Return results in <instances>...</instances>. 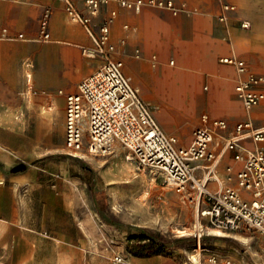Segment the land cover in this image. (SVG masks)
<instances>
[{
    "label": "rangeland",
    "instance_id": "374dc122",
    "mask_svg": "<svg viewBox=\"0 0 264 264\" xmlns=\"http://www.w3.org/2000/svg\"><path fill=\"white\" fill-rule=\"evenodd\" d=\"M185 1L188 8L197 11L173 15L167 9L146 6L157 14V21L148 26L151 30L148 42L141 43L139 30L115 56L124 61L125 73L139 87L141 97L152 107L161 128L179 135L181 143L189 144L192 130L204 125L203 114L227 118L232 129L244 117L246 110L235 92V67L219 59L234 53L244 57L253 71L264 73V0H225L234 3L238 13L230 17L228 24L217 18L218 0ZM46 3L62 5L58 0L31 1L29 16L23 20L19 15L12 19V24H7V12L0 15L1 27L25 33L24 37L16 35L12 39L0 36V171L6 174L0 184V222L3 223L0 264H106L116 253L123 256L122 264H135L138 258L177 255L173 251L200 252L193 236L195 206L167 187L159 174L136 169L126 161L124 147L106 156L81 159L91 170L83 168L76 160L80 158L64 150L65 101L59 90L75 91L78 82L100 67L102 61L83 54L78 43L88 45L89 39L80 25L68 23L62 7L58 18L62 30L57 31L54 19L51 27L52 36L62 41L40 38L41 15ZM241 20L249 21V26L242 27ZM222 30L231 31V39L229 32L225 34ZM123 31H114L118 44ZM136 46H141L143 57L133 56ZM153 53L159 57L156 67L149 62ZM161 66L199 76V88L194 95L186 97L188 105L179 103L178 99L165 104V94L184 89L165 86L157 91L155 77ZM25 71L31 74L30 83ZM190 75L189 85L195 79ZM69 76L74 80L67 85ZM45 114L50 115L52 122L48 128L43 124ZM229 154L227 151L218 162L221 171L231 162ZM19 163L26 164L28 169L23 173L10 171ZM20 174L24 175L22 181L17 180ZM38 185L49 186L60 195L62 188L72 191L73 199L77 192L80 216L77 241L61 243L36 225L30 215V198L32 187ZM16 214L28 220L21 221L17 233L9 225ZM30 237L36 239L38 249ZM203 237L207 248L239 264H264V235L259 231ZM31 245L34 256H28ZM62 245L69 250L65 260L60 257ZM192 255L195 260V254Z\"/></svg>",
    "mask_w": 264,
    "mask_h": 264
},
{
    "label": "built area",
    "instance_id": "2783aa9c",
    "mask_svg": "<svg viewBox=\"0 0 264 264\" xmlns=\"http://www.w3.org/2000/svg\"><path fill=\"white\" fill-rule=\"evenodd\" d=\"M64 5L69 19L80 24L91 39L83 45V54L101 59V66L77 84V90L65 94L64 143L66 153L87 159L106 156L120 145L126 149L125 159L136 169L159 174L171 190L182 195L195 206L194 237L199 242L203 236L215 235L212 230L241 232L256 230L264 235V122L256 126L251 119L239 121L233 130L224 118L202 115L203 126L192 132L188 145L179 144L174 135L167 134L159 125L152 107L141 97L139 87L124 72V62L115 58L117 46L112 42V23L117 16L115 9L99 21L101 9L110 3L140 12L146 6L169 10L173 15L191 14L186 1L176 0H58ZM218 20L228 24L237 13V6L218 0ZM51 8L41 15L40 38L51 39L49 30ZM244 28L249 21L241 20ZM128 27V25H126ZM1 36L13 38L7 28ZM24 37L23 33L18 34ZM125 40H121L124 44ZM140 58L141 51L136 49ZM156 65L157 57H152ZM221 62L236 67L240 79L235 92L247 111L264 101V73L250 69L244 58L225 56ZM173 63V61H171ZM28 65V63H24ZM28 83L31 74L26 72ZM64 93L63 90H59ZM217 139L224 141V148L233 151L235 164L226 167L225 184L213 190L209 182L219 181L214 170L219 156ZM248 142L259 146L252 148ZM202 170V175L199 171ZM234 183V184H233ZM204 249V248H203ZM206 261L210 264H239L236 260L217 251L205 248ZM116 253L106 264H122ZM193 263H198L192 259Z\"/></svg>",
    "mask_w": 264,
    "mask_h": 264
},
{
    "label": "crops",
    "instance_id": "0c3cea01",
    "mask_svg": "<svg viewBox=\"0 0 264 264\" xmlns=\"http://www.w3.org/2000/svg\"><path fill=\"white\" fill-rule=\"evenodd\" d=\"M31 1H34V0H0V15L2 12L8 13L7 18L9 20H7V24H10V23L12 24L13 23L12 19L16 18L19 15L23 17V20H25L27 18V16H29V14H30V3H31ZM37 1H39V0H37ZM176 1L182 2L185 0H176ZM210 1L215 2V0H210ZM61 4L62 5L59 6V5H52L50 3H46V4H44L43 10H42V13H43V11L46 7H50L51 11H52L51 17H50V25H49L51 39L49 41H51V40H56L57 42L62 41L61 38H54L52 36L53 33H52V28H51L52 27V20L54 19L57 23V31L62 30V25H61V22L58 20V18H59V14H61V10H60L61 7H62V10L64 12H65V9H64L63 3H61ZM112 9H115L117 11V16L114 19V21L112 23V28H111V30H112V32H111L112 42L115 43L116 46H118L116 52L120 51V48L126 46L132 38H135L136 35L138 34L139 30H140L141 35H142L141 43L144 44V43L148 42V37H150V34H151V30H148L149 29L148 26L152 25L154 22L157 21V19H156L157 14H156L155 10H153L150 7H144L140 12L136 13V12L128 10L126 8L120 7L116 3H110L109 5L102 7L100 16L96 18V21H99L102 17L107 16L109 14L110 10H112ZM65 14H66V12H65ZM66 16H67L69 24H71V23L78 24V23L71 21L67 14H66ZM78 25H80V24H78ZM121 25H122L123 29H121ZM126 25H128V27H126ZM80 27H81V30L85 33V35L89 39L88 45H90L91 44L90 37L88 36V34L86 33V31L84 30V28L81 25H80ZM1 28H7L9 33L13 36V38L16 35H18L19 33L25 34L24 32L15 33L9 27H6V26H3V27L0 26V29ZM115 29H117L118 31L124 30L123 31L124 35L120 38V40H122V39L125 40L124 44H118L116 39L114 38ZM222 32L226 34L227 31L225 32V30L224 31L222 30ZM228 32L227 33L229 34V37H230L229 39H231V31L228 30ZM0 36H1V30H0ZM120 43H121V41H120ZM78 45L83 46V45H87V44L86 43L81 44V42H80V43H78ZM136 49H140L141 54H142L141 56L143 57V52H142L141 46L140 47L136 46L134 48L133 56H135ZM116 52H115L114 56L117 55ZM154 55L157 57L156 65L153 64L154 62L152 60V57ZM225 56H235V57L244 58V57L238 56L234 53H231L228 55L227 54L222 55L219 59L220 62H221V58L225 57ZM115 58H116V56H115ZM149 62L152 64L153 67H156L159 64L158 55L156 53L151 54V56L149 58ZM173 62H174V60H173ZM225 64H228V63H225ZM230 65H232V64H230ZM162 67H165V66H161V68ZM235 70H236V67H235ZM23 71H24V69H23ZM124 72H125V70H124ZM255 72H257V71H255ZM236 73H237V82H236V84H237L239 79H240V75L238 74L237 70H236ZM258 73H262V72H258ZM88 75H86V76H88ZM73 80H74V77L69 76L67 78L66 84L67 85L71 84L73 82ZM236 84H235V86H236ZM60 90H63V92H64V89H60ZM71 92H74V91H71ZM66 93H69V92H66ZM66 93H60L59 92V94L64 96V101H65V94ZM263 103H264V101L259 106L251 109L250 111H247L245 109L246 113L244 114V117L241 118L239 121L251 119L256 126L261 125L264 122V104ZM210 117H212V116H210ZM64 118H65V115H64ZM212 118L227 119L225 117H212ZM44 119L45 120H44L43 124H44L45 128H48L49 127L48 125L52 124V122L50 120V115L45 114ZM64 121H65V119H64ZM38 128H40V127H38ZM229 129L233 130L230 127V122H229ZM193 130H192V132H193ZM192 132H191V135H192ZM167 134H169V133H167ZM169 135L176 136L179 140V144L188 145L185 143H181V137L179 135H175V134H169ZM216 143L218 146V152L220 154L217 158V167L214 170V172H216V177L219 179V181L209 182V187L213 190H216L225 184L226 167L228 165L235 164L236 166H238V163H236L233 159V153L231 154V150H226L224 148V141L222 139H220V140L217 139ZM221 144H223L222 147L219 146ZM248 145L252 148H255V147L259 146L260 144H257L255 142L254 143L248 142ZM119 147H121V146L118 145L117 148H119ZM64 150L66 151L65 143H64ZM227 151H230L229 159L231 162H228L226 164V166L224 167V170L221 171L218 168V162L225 158V153ZM26 170L20 171V173H23ZM199 173H200V175H202V170H200ZM5 175H6L5 172L0 171V184L3 183V178ZM23 178H24V175L20 174L17 176L18 181H22ZM38 186H40V185H38ZM31 192L32 193H31V198H30L31 201L30 202H32V203H30V206H32V209L30 210V215L32 216L33 220L36 221V225H39L43 231L49 233L51 236H53L55 239H57L61 243H70L71 244L74 241H77L78 240V234H79L78 221L80 220L79 207H78V202H77V192L75 195L76 196L75 199H73L72 191L69 192L67 190H64V188H62V192H63L62 195H60L59 193H57V194L54 193L53 190L49 186L32 187ZM8 196H9L8 198L10 200V198H11L10 193L8 194ZM16 210H18V209H16ZM21 216L22 215H20V214H16L15 219L13 220V223L10 224V222H9L10 227H13V231L15 233H17V231H18V226L23 224V223H21V221H28L25 219H21ZM81 218H82L81 221L85 220L84 216H82ZM2 224L3 223L0 222L1 226H2ZM208 236H213V235H208ZM38 239L40 240L41 238H38ZM195 239H196V237H195ZM29 240L32 242V244L35 245V248L38 249V246H37L38 244L36 242V239H34V238L32 239L30 237ZM195 241H196L195 245L199 246V249H201L200 252H197V249H195L194 251L193 250L192 251H190V250L173 251V252H175L174 254H177V255H172V256H170V255L169 256L156 255V256L149 257V258H138L134 261V263L135 264H186V263L195 264V263L191 262L192 258L194 257L192 254H195V258H196L195 261L198 260V258L200 259L198 261H201V259L204 260V262H201V263L197 261L198 263H196V264H210L205 260L206 255H207L206 251H203L205 248H207L206 238H204V237H203V239L201 238L200 242L198 239H196ZM202 244H203V247H202ZM28 249H29L28 256H34L32 253V245L30 246V248L28 246ZM17 250H19V248H17ZM68 251L69 250L67 249V246L62 245V247L60 248V257L62 258V260H65V258L67 257ZM213 251H216V250L214 249ZM202 252H204V253H202ZM219 253H221V252H219ZM221 254H223V253H221Z\"/></svg>",
    "mask_w": 264,
    "mask_h": 264
},
{
    "label": "bare ground",
    "instance_id": "6f19581e",
    "mask_svg": "<svg viewBox=\"0 0 264 264\" xmlns=\"http://www.w3.org/2000/svg\"><path fill=\"white\" fill-rule=\"evenodd\" d=\"M188 75H190L189 73H184L182 71H175L172 70L170 67L165 66L160 68V70L158 71L156 77H155V86H156V90H160V89H165V86H169L170 89L174 90L177 88H182L184 89L182 92H178V93H169V94H165L166 96V102L165 104H171L174 101L173 100H177L179 103H185V105H188L187 103V95H194V91H196L199 86H200V79L199 76L196 75H190L191 78L195 77V79H193V82L191 83V85H189L190 83L188 82ZM33 78V77H32ZM31 82V81H30ZM179 84V87H177ZM181 85V86H180ZM167 90V89H166ZM165 91V90H164ZM166 93V92H164ZM202 94V93H201ZM196 96V95H195ZM180 98V99H179ZM207 99V98H206ZM209 100V99H208ZM177 102V101H176ZM158 104V103H157ZM157 108H160L159 106ZM181 109V108H179ZM165 110V109H164ZM161 111V110H160ZM158 111V112H160ZM157 113V111H156ZM192 113V112H191ZM159 120V119H158ZM163 125V124H162ZM39 138V136H38ZM156 179V178H154ZM154 182V181H153ZM148 192V191H147ZM140 198V197H139ZM144 198V197H143ZM138 205V204H137ZM147 205V204H146ZM130 207V206H129ZM137 209V208H136ZM132 213V212H131ZM130 214V213H129ZM153 214V213H152ZM213 231V230H212ZM214 234L215 235H225V232L219 229H215L214 230ZM244 240V239H243ZM196 259V258H195ZM198 261V260H197ZM199 262V261H198Z\"/></svg>",
    "mask_w": 264,
    "mask_h": 264
},
{
    "label": "trees",
    "instance_id": "16d2710c",
    "mask_svg": "<svg viewBox=\"0 0 264 264\" xmlns=\"http://www.w3.org/2000/svg\"><path fill=\"white\" fill-rule=\"evenodd\" d=\"M77 160L80 162V164H81V166H82L83 168H85V169H87V170H91L90 167H89V166H88L83 160H81V159H77ZM93 195H94L95 198H98L95 192H93ZM97 201H98V200H97ZM106 220H108V219H106ZM108 222H110V220H108ZM153 236H154V238H156V240H157V237H156L155 235H152V237H153ZM176 242H179V240H176ZM172 244H173V242L170 243V244H168V245H172Z\"/></svg>",
    "mask_w": 264,
    "mask_h": 264
},
{
    "label": "water",
    "instance_id": "95a60500",
    "mask_svg": "<svg viewBox=\"0 0 264 264\" xmlns=\"http://www.w3.org/2000/svg\"><path fill=\"white\" fill-rule=\"evenodd\" d=\"M27 169V165L24 163H19L18 165H16L15 167H13L11 169L12 172L16 173V172H20V171H24Z\"/></svg>",
    "mask_w": 264,
    "mask_h": 264
}]
</instances>
